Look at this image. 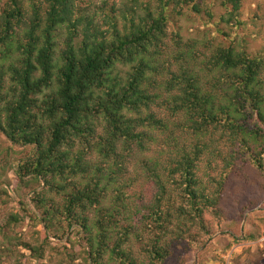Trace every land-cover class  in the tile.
I'll return each instance as SVG.
<instances>
[{"label":"trees","instance_id":"obj_1","mask_svg":"<svg viewBox=\"0 0 264 264\" xmlns=\"http://www.w3.org/2000/svg\"><path fill=\"white\" fill-rule=\"evenodd\" d=\"M3 1L0 131L33 146L16 173L43 184L34 190L35 218L47 233L83 230L80 264H163L180 242L211 234L224 219L238 159L251 162L264 189V54L216 46L199 60L175 32L179 50L173 60L165 56L169 24L187 7L198 11L197 0ZM228 2L237 21L241 0ZM156 131L166 138L142 161L155 194L131 203L132 178L122 180L129 157L150 151ZM207 154L211 166L213 159L222 165L204 182L198 172ZM25 217L12 212L0 224L4 238L16 241L0 246V263L20 245L45 258L40 238L22 240ZM17 256L20 264L24 254Z\"/></svg>","mask_w":264,"mask_h":264},{"label":"rangeland","instance_id":"obj_2","mask_svg":"<svg viewBox=\"0 0 264 264\" xmlns=\"http://www.w3.org/2000/svg\"><path fill=\"white\" fill-rule=\"evenodd\" d=\"M197 2L198 11L187 7L184 14L168 26L170 35L167 38L165 56L169 60H173L171 52L174 54L179 50L172 36L175 32H179L183 43H187L185 47L194 45V57L197 56L199 60L205 59L216 46L233 45L238 51L243 50L251 55L264 54V0H241L240 8L235 12L237 21L230 19L232 4L228 0ZM3 3L0 0V7ZM95 3L99 4L100 0ZM86 5L87 3L83 4ZM99 19L102 20L101 17ZM152 108L161 116L167 117L163 108ZM155 135L158 141L151 145L150 151H136L129 157V170L122 180L132 178V186L128 192L131 203L139 196L150 201L155 194L156 189L149 178V171L142 162L145 157L156 155L166 138V134L157 131ZM187 141L189 143L193 139L189 137ZM224 147L227 151L230 150L229 143ZM32 153L33 146L13 144L0 131V224L7 220L9 213L25 215L23 224L18 228L22 240L32 243L33 239L40 238V242L46 244L44 259L32 258L30 250L20 245L13 247L18 252L16 250L12 256H7V264H17V253L24 254L20 264L85 263L83 230L79 231L73 226L69 231L63 229L47 233L38 218H35L36 213L38 216L41 214L34 202V190L40 191L43 184L29 176L22 180L16 173V164ZM209 157L207 154L199 163L198 175L204 182L208 181L209 174L220 175L222 163L213 159L211 166ZM251 165L249 160L244 159L235 162L234 167L239 173L228 175L222 203L225 216L221 222H215L213 232L198 242H180L163 264H264V189L259 186L262 175ZM46 234L48 238H45ZM144 237L147 240L148 235L145 233ZM15 242H10L0 233V246L12 247ZM129 244L136 255L141 257L142 243L132 236ZM74 257L76 259L71 260Z\"/></svg>","mask_w":264,"mask_h":264}]
</instances>
